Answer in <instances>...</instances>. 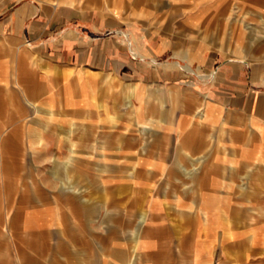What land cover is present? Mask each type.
<instances>
[{
  "label": "crops",
  "instance_id": "crops-1",
  "mask_svg": "<svg viewBox=\"0 0 264 264\" xmlns=\"http://www.w3.org/2000/svg\"><path fill=\"white\" fill-rule=\"evenodd\" d=\"M124 4L0 0V264H264V53L188 82Z\"/></svg>",
  "mask_w": 264,
  "mask_h": 264
},
{
  "label": "rangeland",
  "instance_id": "rangeland-1",
  "mask_svg": "<svg viewBox=\"0 0 264 264\" xmlns=\"http://www.w3.org/2000/svg\"><path fill=\"white\" fill-rule=\"evenodd\" d=\"M121 1L125 3L124 5L127 8L137 13V15L146 17L151 22L163 23V38H168L177 47V52L185 55L186 58L180 57L179 54L177 55L183 60H187V63L186 61L182 62L183 68L185 69L187 65H190L193 69L192 72H184V80L188 82L200 81L203 78L205 73L201 71L200 67H197V63L194 65L193 63L204 56L209 48L213 46L221 47L226 51L231 50L234 53L245 49L244 52H249L247 58L254 60L257 58L255 53L257 52L256 43L258 42V52L260 55L264 53V14L257 15V10L261 12L262 9L261 7L256 8V0H242L244 7L241 8L228 7L229 0H149L145 3L138 0ZM258 57L263 58L262 55ZM168 59L172 60L170 55L163 57V61ZM151 138L155 139L153 136ZM88 140L91 144L95 140V137L89 136ZM105 140L111 142L117 141L110 137H105ZM119 142L125 145L128 140L124 139L123 141L120 138L116 143L119 144ZM143 142L148 143V138H143ZM107 143L109 144L110 142ZM121 154H126L129 157L132 155L130 152L120 153L115 151L107 153L105 151L104 161L107 162L109 159L112 162L114 159H121L123 162H127V157L119 158ZM138 160H141V158L139 157ZM64 168L61 163L55 169V175L58 178L64 176ZM68 168L73 171V168ZM134 171L136 172L137 168H134ZM112 190L125 193L128 189L126 185H120L115 186V188L113 187ZM159 193L160 190L157 191L156 198ZM222 202L223 199L220 198L221 205ZM234 202L238 201L232 200V203ZM235 212L236 214H240V216L236 215L237 218L247 217V215L241 214L240 210L235 209ZM143 213L144 217H142L143 221H141L145 224L149 218L145 212ZM244 213H247V211ZM0 238L13 239V236L9 233L7 237L1 236ZM16 263L17 261L12 264Z\"/></svg>",
  "mask_w": 264,
  "mask_h": 264
},
{
  "label": "bare ground",
  "instance_id": "bare-ground-1",
  "mask_svg": "<svg viewBox=\"0 0 264 264\" xmlns=\"http://www.w3.org/2000/svg\"><path fill=\"white\" fill-rule=\"evenodd\" d=\"M193 71V70H192ZM192 71H190V72H192Z\"/></svg>",
  "mask_w": 264,
  "mask_h": 264
}]
</instances>
